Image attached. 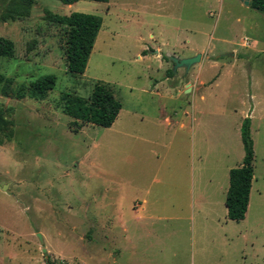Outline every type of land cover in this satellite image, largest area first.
I'll list each match as a JSON object with an SVG mask.
<instances>
[{
  "label": "rangeland",
  "instance_id": "rangeland-1",
  "mask_svg": "<svg viewBox=\"0 0 264 264\" xmlns=\"http://www.w3.org/2000/svg\"><path fill=\"white\" fill-rule=\"evenodd\" d=\"M13 2L0 0V36L16 44L0 57V264H264V13L240 0H36L13 21ZM47 11L103 19L84 75L68 72ZM198 54L174 72L170 57ZM48 75L46 99L17 100ZM97 82L122 111L110 129L74 132L63 95L89 98ZM246 118L255 179L235 223L225 202Z\"/></svg>",
  "mask_w": 264,
  "mask_h": 264
},
{
  "label": "trees",
  "instance_id": "trees-1",
  "mask_svg": "<svg viewBox=\"0 0 264 264\" xmlns=\"http://www.w3.org/2000/svg\"><path fill=\"white\" fill-rule=\"evenodd\" d=\"M36 0H14L6 13V18L15 21L26 19L30 16L31 9ZM64 5L72 6L81 1L108 3L110 0H57ZM250 8L264 13V0H251ZM48 23L62 30V49L66 57L68 72L74 75H84L93 52L96 39L103 27V19L99 16L83 13H73L69 16H61L52 12H45ZM16 44L13 40L0 36V57L14 58ZM10 81L0 73V93L8 97L10 92L6 89ZM57 83L54 75L45 76L25 91L21 87L16 92L17 100L26 98L44 100L52 92ZM64 102V114L73 121L70 126L74 132H78L84 125H92L104 129H110L117 121L122 104L116 98L111 85L97 82L94 85L92 96L83 98L76 94L66 93L62 98ZM0 122L5 120L0 113ZM251 118L243 121L241 138L245 150V157L240 167L230 171V186L226 196V208L228 219L236 223L246 220L250 204L251 190L255 179L254 171V141L251 135ZM1 145V143H0Z\"/></svg>",
  "mask_w": 264,
  "mask_h": 264
},
{
  "label": "water",
  "instance_id": "water-1",
  "mask_svg": "<svg viewBox=\"0 0 264 264\" xmlns=\"http://www.w3.org/2000/svg\"><path fill=\"white\" fill-rule=\"evenodd\" d=\"M243 2L246 6L250 5V0H240ZM169 60L174 64V72L176 73L178 69H185L186 72H188L192 67L198 65L202 60V54H198L191 58H184L179 59L176 57H170ZM4 190H7V187L4 188ZM41 238V235H39ZM44 253L46 254V257L48 258V253L46 250H44Z\"/></svg>",
  "mask_w": 264,
  "mask_h": 264
},
{
  "label": "crops",
  "instance_id": "crops-1",
  "mask_svg": "<svg viewBox=\"0 0 264 264\" xmlns=\"http://www.w3.org/2000/svg\"><path fill=\"white\" fill-rule=\"evenodd\" d=\"M251 1V0H250ZM77 4V3H76ZM242 4L243 5H245L243 2H242ZM75 5V4H74ZM73 6V5H72ZM246 6V5H245ZM247 7H249L250 8V5L249 6H247ZM188 58H190V57H188ZM179 91V90H178ZM180 93H183V92H181V91H179ZM163 111V110H162ZM116 123V122H115ZM163 123L168 127V126H170L172 123H171V121H170V117H168V116H165L164 117V121H163ZM113 127V126H112ZM183 128H184V125H183ZM155 182H158V180H156ZM253 188V187H252ZM251 192H252V190H251ZM250 200H251V196H250ZM250 205V204H249ZM226 206V205H225ZM227 209V208H226ZM249 209V208H248ZM228 211V210H227ZM247 218V217H246ZM119 224H120V226H121V228H122V230H123V235H125V234H128L129 232H130V230H129V228L126 226V221L124 220V217H123V215H121L120 216V219H119ZM231 221V220H230ZM234 222V221H233ZM236 223V222H235ZM101 225H102V230H103V233H104V235H112V229H111V227H108L109 225H111V220L110 221H108V222H106V221H101Z\"/></svg>",
  "mask_w": 264,
  "mask_h": 264
},
{
  "label": "flooded vegetation",
  "instance_id": "flooded-vegetation-1",
  "mask_svg": "<svg viewBox=\"0 0 264 264\" xmlns=\"http://www.w3.org/2000/svg\"><path fill=\"white\" fill-rule=\"evenodd\" d=\"M173 66H174V64H173Z\"/></svg>",
  "mask_w": 264,
  "mask_h": 264
}]
</instances>
